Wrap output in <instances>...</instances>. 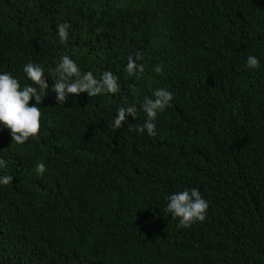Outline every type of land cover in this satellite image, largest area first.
<instances>
[{"label":"trees","instance_id":"1","mask_svg":"<svg viewBox=\"0 0 264 264\" xmlns=\"http://www.w3.org/2000/svg\"><path fill=\"white\" fill-rule=\"evenodd\" d=\"M137 51L145 71L125 80ZM62 53L112 71L121 90L60 105L48 71L39 138L16 145L0 128V174L13 175L0 186V264H264V0H0V71L23 86L25 63L47 71ZM156 87L174 95L156 137L134 131L139 110L112 129L118 105ZM190 187L208 214L178 229L162 212Z\"/></svg>","mask_w":264,"mask_h":264},{"label":"clouds","instance_id":"2","mask_svg":"<svg viewBox=\"0 0 264 264\" xmlns=\"http://www.w3.org/2000/svg\"><path fill=\"white\" fill-rule=\"evenodd\" d=\"M68 21L56 25V36L60 44L69 39ZM143 55L137 51L135 55H128L124 65V79L137 81L145 71ZM245 66L249 70L260 67V60L256 55H248ZM25 78L31 83L23 86L19 80L7 71H0V128L6 129L12 143L24 145L25 142L36 140L41 132V101L48 95V71L53 76L52 92L60 105L72 95L86 93L88 97L116 95L121 90L118 77L110 70L103 71L99 76L93 71H84L79 63L68 54H60L54 66L47 70L40 63L29 61L23 65ZM156 74H161L163 68L160 64L153 66ZM46 74V75H45ZM34 99L31 105L29 101ZM173 92L165 87H156L151 90V95L144 96L139 104L125 100L115 108V117L112 119V129L122 128L124 123L131 118L137 119L138 110L143 113V123L137 124L134 131L140 135L156 137L158 135L157 120L159 114L172 107ZM132 129L131 123H128ZM7 162L0 156V170L5 169ZM47 171L43 160L35 163L33 172L40 179ZM13 181V175L0 174V186H6ZM209 203L197 187L185 188L174 191L167 196V202L162 213H168L177 220L178 229L188 228L197 222H204L208 214Z\"/></svg>","mask_w":264,"mask_h":264}]
</instances>
